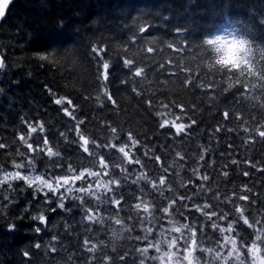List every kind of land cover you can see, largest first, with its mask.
<instances>
[{"label":"trees","instance_id":"16d2710c","mask_svg":"<svg viewBox=\"0 0 264 264\" xmlns=\"http://www.w3.org/2000/svg\"><path fill=\"white\" fill-rule=\"evenodd\" d=\"M225 16L247 21L252 75L208 67L202 40ZM0 55V174L54 181L88 169L112 189L99 199L80 194L89 183L96 189L85 176L71 186L78 198L65 192L60 209L59 195L38 194L23 180L10 181L11 189L4 183L0 264H169L160 258L168 252L187 264L193 232L200 264H252L248 249L254 242L264 249V0H14L0 25ZM165 119L191 127L176 135L171 124L160 127ZM81 135L95 156L83 151ZM49 147L60 155L48 157ZM141 174L147 180L138 181ZM89 210L99 219L89 221ZM40 214L46 224L34 219ZM182 224L189 227L176 232ZM225 236L236 240L239 259L229 256Z\"/></svg>","mask_w":264,"mask_h":264},{"label":"snow or ice","instance_id":"6c2138e0","mask_svg":"<svg viewBox=\"0 0 264 264\" xmlns=\"http://www.w3.org/2000/svg\"><path fill=\"white\" fill-rule=\"evenodd\" d=\"M9 3H10V0H0V17H3L5 15V10L8 7ZM141 31H143V29H141ZM254 47H255V45H254ZM149 51H151V49H149ZM46 58L47 57H45L44 55H42V54L40 55V59L43 60V59H46ZM252 59H253V57H252ZM125 64L126 65H130L131 61H125ZM3 67H4V64H3L2 61H0V68H3ZM103 67L105 69V79H107V70L109 69V65L107 63H105ZM208 67L211 69V68H214L215 66L212 65L211 63H209ZM251 67H252V65L250 64L249 67L240 69L239 71H240L241 75H243L245 73V71L248 72V75H252ZM219 70H221V71H224V70L232 71V69H219ZM135 74L137 76L141 75V70L137 69ZM108 99L111 100L112 97L109 95ZM55 103L56 104H61V103H63V101L58 99V100L55 101ZM69 103H71V101H69ZM65 112L67 113L66 109H65ZM67 114L71 115V113H67ZM224 115H225V118H227L228 113H224ZM177 119H179V117ZM192 123H195V121H193ZM169 124H171V126L174 128L176 135H180L181 133L185 132L188 127H191V125L179 124V123H176L175 121H169L167 119H165L163 121V123H161L160 127L161 128H165ZM36 131H37V129L35 127H30L29 128V136H31V134L36 132ZM40 131H43V126L40 127ZM217 131H219V129H217ZM112 132L115 134L116 133V129L113 128ZM77 135H80L79 127L77 128ZM259 136L261 138H264V131H260L259 132ZM20 139H21V141L24 144L28 145V148L30 150H32V146L30 144H28L27 139H25L23 136L20 137ZM128 139L131 141L133 147L138 145V141L132 137L131 133H129ZM80 140L82 141L81 148L83 149V151L85 153H89V149L87 147L89 141L82 135L80 136ZM44 143H45V145H47V143H48L47 139H45ZM2 147H4V145H0V148H2ZM110 147L115 148L116 145L112 144V145H110ZM118 151L123 154V157L125 158V160L128 161V163H133V161L131 160V157L129 156V151H126V146L119 147ZM59 155H60L59 152H54L52 150V148L49 147L47 149V156L48 157L59 156ZM89 155L95 156L96 153H89ZM179 155H180V153H177V156H179ZM157 160H159V157H157ZM135 163L139 164L140 161L137 160V161H135ZM99 164H100L101 168H104V169L108 168V165L105 162L103 157L100 158ZM23 167H25V165H21V164L16 165L17 169H20V168H23ZM27 167L32 168L33 172L35 171V168H34V166H33L31 161L28 162ZM0 171H2V170H0ZM122 171H124V170L122 169ZM68 172L69 173H73L74 172V169L72 168L71 165L68 166ZM225 175H227V173H225ZM245 175H247V173ZM85 176H88V177H91V178H95L97 180L96 189L94 190L93 187H92V184L89 183L87 188L80 187V188L76 189V192H78L80 194H83V195H88V196H97V198L99 199L98 193L100 192L101 189H103L104 192H111L112 191V189H111V187L109 186L108 183H104V182L99 180V173L98 172H93V171L88 170V169H85L84 171H81L79 173V175H73L71 179L69 177H67V176H61V177H56L55 180L52 181V182H50L48 179L43 178L42 175H26L25 176V175H21L20 171L6 172V173H4L2 179H0V186H2L4 183H8V188L11 189L12 188V184L10 183V181L23 180L27 186L35 187V189L37 190L38 194H43V195L47 196V193L51 192L54 196L55 195H59L60 198H61V203L58 204L57 207L60 208V209H63L65 207V205L63 203V200L66 198L64 193L66 192V193L72 195L74 199L78 198L75 195V193L73 192V187H71V186H74L77 181L84 180ZM140 179L147 180V176L141 174V176L138 177V181ZM203 179L207 180V176L203 177ZM110 183L117 185V187L119 186V181L118 180H113ZM164 183H165V178L162 176L160 178V184L163 185ZM152 187L156 188L157 186L155 184H153ZM45 189H47V192H45ZM62 189L64 190L63 192L61 191ZM242 199H247V197H242ZM46 202L47 203H51L50 200H47ZM81 202H83V200H81ZM101 202H103V201H101ZM112 203L114 205L118 206L120 204V201L114 199L112 201ZM141 207H143L145 212L149 211L147 204H144V205L139 204V203L136 204V208L137 209H140ZM205 207H208V206L205 205ZM197 210L200 211L199 208H197ZM236 210H237V212L241 211L240 208H237ZM52 211L55 212L56 209L53 208ZM163 211H164V213H168L169 212V208H164ZM215 215H216L215 213L211 214V216H215ZM211 216H208V219H211ZM34 219L38 220L40 222V224H46L48 218L46 217V215L40 214V215L34 217ZM87 219L89 221H96L99 218L95 214H93L91 212V210H89V213L87 215ZM219 219H224V217H219ZM100 222H102V220ZM116 223L119 224L120 220H116ZM244 223L248 224V221L245 219ZM13 227H14L13 225H9V229H12ZM188 227H189L188 224H182L178 228H176L175 231L176 232H181V229H186ZM212 227H213V229L217 228V224L214 223L212 225ZM219 230H220L221 233H224L226 231L224 228H220ZM232 230H233V225L229 224L227 231L231 232ZM35 231L39 232L40 228L37 227L35 229ZM151 231H152L151 228L147 229V232H151ZM161 234L163 235V233H161ZM192 235H193L192 248L189 249L188 255L185 257V259H189V260L192 259L191 253H193V251L195 250V247H196L195 232H193ZM259 239H260L259 236H257V240H259ZM225 242L226 243L230 242L231 245H232V251L229 252V256H232L233 254H235L237 259H239V255L240 254H239V251L236 248V240L235 239H230L229 236H225ZM85 243L87 244V242H85ZM176 243H177L176 239H173L170 243H168L169 249L174 248L176 246ZM37 247H39V246L37 245ZM94 247H95V245H93V248ZM150 247H151V245H150ZM253 249H255V251H259V248L257 247L256 243H254L248 249V252H252ZM156 250L158 252L160 251L159 243H157V245H156ZM142 251L144 253H146L147 249H142ZM207 251H211V250L207 249ZM174 254L175 253H173V252L164 253L160 258H161V260H163V256H167L169 258V260H171V257ZM253 254H255V253L253 252ZM25 255H27V253H25ZM219 255L220 254L217 253V256H219ZM225 259H227V258H225Z\"/></svg>","mask_w":264,"mask_h":264},{"label":"clouds","instance_id":"9594fccd","mask_svg":"<svg viewBox=\"0 0 264 264\" xmlns=\"http://www.w3.org/2000/svg\"><path fill=\"white\" fill-rule=\"evenodd\" d=\"M246 23L244 17L225 16L217 30L203 38L202 44L210 52L212 65L219 69L238 71L249 67L254 54V42L244 27ZM120 235L115 231L112 233L113 238L116 240L120 238ZM257 247L259 251L253 249L252 252H249L252 257V264H264V249H261L259 245ZM211 251L209 252L211 253ZM187 255L188 253L183 257L187 264H200L193 253H191L192 259L190 260L185 259ZM219 256L216 254V258H219ZM174 257L175 254L171 257V260L168 258L169 264H179V260L174 259Z\"/></svg>","mask_w":264,"mask_h":264},{"label":"water","instance_id":"95a60500","mask_svg":"<svg viewBox=\"0 0 264 264\" xmlns=\"http://www.w3.org/2000/svg\"><path fill=\"white\" fill-rule=\"evenodd\" d=\"M13 1H14V0H10L9 5H8V7H7L6 10H5V15H4L3 17H0V25H1L2 21L5 19L6 14H7L8 10H9L10 6L12 5ZM0 61L3 62V59H2V57H1V55H0ZM0 70H1V68H0Z\"/></svg>","mask_w":264,"mask_h":264},{"label":"rangeland","instance_id":"374dc122","mask_svg":"<svg viewBox=\"0 0 264 264\" xmlns=\"http://www.w3.org/2000/svg\"><path fill=\"white\" fill-rule=\"evenodd\" d=\"M6 172H8V171H3L0 175H1V177H3V175H4V173H6ZM27 175H33V174H27ZM26 176V175H25ZM70 179L72 178V177H69ZM50 182H52L51 180H49Z\"/></svg>","mask_w":264,"mask_h":264}]
</instances>
